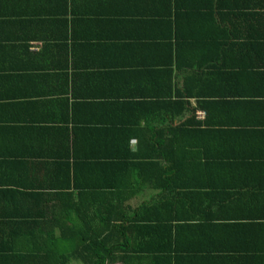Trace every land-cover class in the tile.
<instances>
[{
	"label": "trees",
	"instance_id": "trees-1",
	"mask_svg": "<svg viewBox=\"0 0 264 264\" xmlns=\"http://www.w3.org/2000/svg\"><path fill=\"white\" fill-rule=\"evenodd\" d=\"M245 1L202 6L227 8L234 25ZM202 21L219 26L214 16ZM214 36L217 49L237 39L228 34L219 42L220 34ZM189 55L179 65L190 68L181 92L162 102V114L152 111L145 126L138 124L130 136L135 146L106 125L100 139L110 141L102 147L111 153L80 159L71 128L65 133L66 158L17 167L24 177L51 183H26L18 175L1 179L0 264H204L215 251L226 255L227 264H238L244 253L264 264V192L260 186L256 194L243 191L250 188L218 172L253 168L256 154L241 152L252 128L236 120L224 124V113L238 108L235 97L207 88L212 71L225 65L215 55ZM218 145L228 155L212 156ZM0 165L12 175L11 164ZM187 252L197 255L185 257Z\"/></svg>",
	"mask_w": 264,
	"mask_h": 264
},
{
	"label": "crops",
	"instance_id": "crops-1",
	"mask_svg": "<svg viewBox=\"0 0 264 264\" xmlns=\"http://www.w3.org/2000/svg\"><path fill=\"white\" fill-rule=\"evenodd\" d=\"M209 1L0 0V162L13 171L0 170V181L24 177L17 171L22 162L66 158L65 133L71 128L80 159L111 153L102 147L110 141L100 139L106 125L135 146L132 132L145 126L152 111L162 114V102L181 92L190 68L179 65L192 52L215 55L225 65L212 71L207 84L219 97H235L237 112L224 113V124L236 120L252 128L241 152L256 154L253 168L218 172L250 188L243 191L256 194L260 186L264 192V0H246L234 25L227 8L202 6ZM211 16L219 26L203 23ZM217 34L219 42L228 34L237 39L217 49ZM214 153L228 155L222 145ZM33 178L27 173L22 181L51 183L45 176ZM204 261L228 259L215 251ZM238 261L254 264L257 258L244 253Z\"/></svg>",
	"mask_w": 264,
	"mask_h": 264
},
{
	"label": "built area",
	"instance_id": "built-area-1",
	"mask_svg": "<svg viewBox=\"0 0 264 264\" xmlns=\"http://www.w3.org/2000/svg\"><path fill=\"white\" fill-rule=\"evenodd\" d=\"M198 117L200 119H204L205 118V113L204 112H198Z\"/></svg>",
	"mask_w": 264,
	"mask_h": 264
},
{
	"label": "rangeland",
	"instance_id": "rangeland-1",
	"mask_svg": "<svg viewBox=\"0 0 264 264\" xmlns=\"http://www.w3.org/2000/svg\"><path fill=\"white\" fill-rule=\"evenodd\" d=\"M75 263H76V261H75ZM76 264H81L80 262H77Z\"/></svg>",
	"mask_w": 264,
	"mask_h": 264
}]
</instances>
